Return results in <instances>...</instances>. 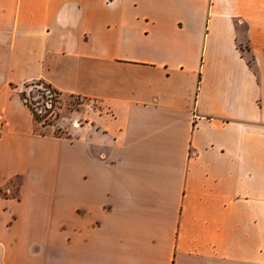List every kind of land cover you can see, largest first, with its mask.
Segmentation results:
<instances>
[{
	"label": "crops",
	"instance_id": "1",
	"mask_svg": "<svg viewBox=\"0 0 264 264\" xmlns=\"http://www.w3.org/2000/svg\"><path fill=\"white\" fill-rule=\"evenodd\" d=\"M0 264H264V0H0Z\"/></svg>",
	"mask_w": 264,
	"mask_h": 264
},
{
	"label": "rangeland",
	"instance_id": "2",
	"mask_svg": "<svg viewBox=\"0 0 264 264\" xmlns=\"http://www.w3.org/2000/svg\"><path fill=\"white\" fill-rule=\"evenodd\" d=\"M42 86L31 83L23 88V92L28 102L40 116V124L51 126L54 133L65 138L76 137L74 129L79 128L85 121V115L91 116L94 111L102 109V106L94 101H90L79 96H60L58 102L50 103L43 98ZM14 185L18 184V179L14 180Z\"/></svg>",
	"mask_w": 264,
	"mask_h": 264
},
{
	"label": "trees",
	"instance_id": "3",
	"mask_svg": "<svg viewBox=\"0 0 264 264\" xmlns=\"http://www.w3.org/2000/svg\"><path fill=\"white\" fill-rule=\"evenodd\" d=\"M35 83H36V85H38V86H42L43 88H52L50 85H47V84H45V83L42 82V81L35 82ZM52 89H53V88H52ZM53 90H54V89H53ZM54 91H55V90H54ZM55 92H56V94L58 95V97H60V93L57 92V91H55ZM21 97H22L23 101L25 102V104H26V105L29 107V109L32 111V113H33L35 119H36L38 122H40V120H41L40 116L37 114V112H36L35 109L32 107V105L28 102V100H27V98H26L24 92L22 93ZM58 100H59V99H54L53 102L56 103V102H58Z\"/></svg>",
	"mask_w": 264,
	"mask_h": 264
},
{
	"label": "built area",
	"instance_id": "4",
	"mask_svg": "<svg viewBox=\"0 0 264 264\" xmlns=\"http://www.w3.org/2000/svg\"><path fill=\"white\" fill-rule=\"evenodd\" d=\"M42 95L43 98H45L47 102H49L48 104L49 106H51L50 103H52L54 99L59 98L56 92L52 88H44Z\"/></svg>",
	"mask_w": 264,
	"mask_h": 264
}]
</instances>
